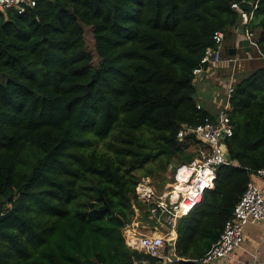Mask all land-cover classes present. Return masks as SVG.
<instances>
[{"label":"trees","instance_id":"obj_1","mask_svg":"<svg viewBox=\"0 0 264 264\" xmlns=\"http://www.w3.org/2000/svg\"><path fill=\"white\" fill-rule=\"evenodd\" d=\"M33 1L0 11V264H133V206L155 225L137 185L192 162L200 143L177 132L214 114L193 71L217 32L258 33L264 51V0ZM236 79L228 164L178 220L171 264H200L264 167V66Z\"/></svg>","mask_w":264,"mask_h":264},{"label":"built area","instance_id":"obj_2","mask_svg":"<svg viewBox=\"0 0 264 264\" xmlns=\"http://www.w3.org/2000/svg\"><path fill=\"white\" fill-rule=\"evenodd\" d=\"M33 0H0V11L6 13L15 11L22 14L25 7H33ZM241 17V25L246 26L251 20L246 12L239 10L238 4H233ZM242 39L249 43L250 51L256 50L259 59L264 63V51L257 47L255 33L241 30ZM214 48L206 49L200 66L193 71L195 82L201 79V74L216 69L217 67L230 68L231 72L224 82L223 103L211 116L194 127L183 126L177 132L178 141L192 137L199 141L194 152V159L188 164L177 168L173 181L168 184L163 192L157 193L149 180H142L136 187L137 200L147 213L149 220H154V230L160 227L162 232H146L147 229L139 227L141 214L135 206L134 222L126 225L123 237L126 246L136 251L140 258H134L133 264H171L175 262L173 250L168 249L176 239L178 220L186 216L192 209L200 204L206 191L214 188L219 167L228 164L225 141L233 135V126L228 115L230 109L229 99L236 85V66L239 61L236 57H224V35L214 34ZM222 95V93H221ZM220 98V94L216 98ZM197 109H201L197 105ZM264 180V167L251 176ZM140 219V220H139ZM264 222V195L259 187L250 180L241 199L234 207L231 218L224 224L219 239L214 243L200 264H219L230 259L231 254L243 244L244 228L248 225H261ZM179 261V260H177Z\"/></svg>","mask_w":264,"mask_h":264},{"label":"crops","instance_id":"obj_3","mask_svg":"<svg viewBox=\"0 0 264 264\" xmlns=\"http://www.w3.org/2000/svg\"><path fill=\"white\" fill-rule=\"evenodd\" d=\"M240 31L241 29L236 30L238 34H241ZM240 40H242V37L239 36L236 43L238 44ZM236 48L237 45L232 49ZM234 55L232 54L231 56L234 57ZM260 63V66H264L261 60ZM213 70L203 74L201 77L202 81H199L198 87L200 88L202 102L205 101V106L214 113L224 102L220 90L216 88L217 80L226 81L231 70L226 67L223 70L220 69L219 72H213ZM217 94H220L219 100L218 97L216 98ZM251 180L259 187L264 195V180L258 177H252ZM219 264H264V222L261 225H248L245 227L242 246L231 254L230 259Z\"/></svg>","mask_w":264,"mask_h":264},{"label":"rangeland","instance_id":"obj_4","mask_svg":"<svg viewBox=\"0 0 264 264\" xmlns=\"http://www.w3.org/2000/svg\"><path fill=\"white\" fill-rule=\"evenodd\" d=\"M256 37H258V33H255ZM243 37L241 34H238L236 31H230V33L227 35L226 40L224 41V50H223V56L224 57H229L231 56L229 53L231 52L230 50L237 45L236 40L238 37ZM84 41L87 50L92 53L94 56V63H96L97 59L95 57V51H94V41H93V36L91 33V29L88 27L84 28ZM239 61L238 65L236 66V75L237 77H242L248 73H250L252 70H254L257 67H260V59L257 55L256 50L253 48L252 51L245 53L243 49H238V52L234 55ZM240 65V66H239ZM220 69H224V67H217L216 69L213 70V72H219ZM238 73V74H237ZM222 74H224L222 72ZM220 77V76H219ZM224 82L225 80H217L216 83V88L220 90L223 96V90H224ZM199 83V82H198ZM198 88V87H197ZM212 91V90H211ZM200 91L198 88V95H197V100H201L200 97ZM224 98V97H223ZM191 152V151H190ZM193 156V152L190 153ZM178 164L176 161H173L171 165L168 166L167 170L165 172L162 171H155L153 172V175L148 178H144L142 180H149V183L156 189L157 193L160 194L165 190V188L168 186L173 181L174 174L177 170ZM164 178L165 181H162L161 179ZM141 180V181H142ZM140 181V182H141ZM142 216V214H141ZM140 220V219H139ZM133 222L135 221L134 218L132 220ZM141 224L139 227H144L146 232H162V230L165 231V229H161L160 227H157L156 230L152 228L153 225L149 224L148 221H145L143 218H141Z\"/></svg>","mask_w":264,"mask_h":264},{"label":"water","instance_id":"obj_5","mask_svg":"<svg viewBox=\"0 0 264 264\" xmlns=\"http://www.w3.org/2000/svg\"><path fill=\"white\" fill-rule=\"evenodd\" d=\"M239 10H241V11H243V12H252V11H253V5L250 4V3H248V2H242V3L239 4ZM240 33H241V31H240ZM248 45H249L248 41L242 39V40H240V41L238 42V44H237V48H236V49H233V51H231L229 54H230V55H231V54H236V51H237L238 49H243V51H244L245 53L250 52V48H249ZM202 76H203V74H201V77H202ZM194 97H195V96H193V98H194ZM226 158H227V160H228L227 155H226Z\"/></svg>","mask_w":264,"mask_h":264}]
</instances>
